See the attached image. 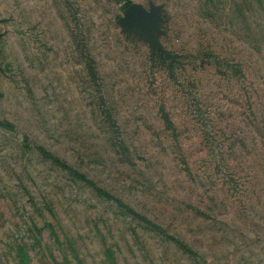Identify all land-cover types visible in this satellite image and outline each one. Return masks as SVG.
Returning <instances> with one entry per match:
<instances>
[{"label": "rangeland", "instance_id": "374dc122", "mask_svg": "<svg viewBox=\"0 0 264 264\" xmlns=\"http://www.w3.org/2000/svg\"><path fill=\"white\" fill-rule=\"evenodd\" d=\"M0 264H264V0H0Z\"/></svg>", "mask_w": 264, "mask_h": 264}, {"label": "water", "instance_id": "95a60500", "mask_svg": "<svg viewBox=\"0 0 264 264\" xmlns=\"http://www.w3.org/2000/svg\"><path fill=\"white\" fill-rule=\"evenodd\" d=\"M133 10H136L135 8H132Z\"/></svg>", "mask_w": 264, "mask_h": 264}]
</instances>
